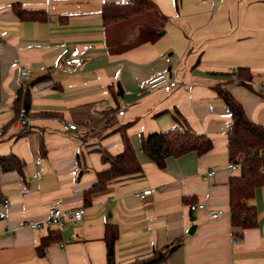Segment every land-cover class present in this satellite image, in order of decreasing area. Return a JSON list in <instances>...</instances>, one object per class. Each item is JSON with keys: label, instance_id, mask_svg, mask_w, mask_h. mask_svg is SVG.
<instances>
[{"label": "crops", "instance_id": "1", "mask_svg": "<svg viewBox=\"0 0 264 264\" xmlns=\"http://www.w3.org/2000/svg\"><path fill=\"white\" fill-rule=\"evenodd\" d=\"M124 1L0 0V156L24 164L22 172L0 174V264H108V224L118 229L116 264L155 252L166 255L154 264H264V186L252 200L258 225L240 239L233 234L229 181L240 170L231 169V116L216 92L226 88L264 128V0H151L156 12L149 21L106 26L103 5ZM16 8L44 14L23 20ZM146 22L164 30L154 42ZM74 50H84L80 68L64 64ZM240 68L250 71L248 84L238 81ZM166 71L179 83L170 93L142 88ZM22 86L30 90L28 124L17 132ZM175 110L213 147L170 157L161 169L142 153L141 137L181 128ZM111 112L112 123L102 124ZM65 122L78 130L64 131ZM122 125L143 173L111 181L86 203L85 191L109 166L101 151L123 150ZM146 190L152 193L136 197ZM57 202L65 212L84 207L83 219L62 228L29 226L48 221ZM201 203L222 214L190 209ZM56 230L57 240L39 255L42 238Z\"/></svg>", "mask_w": 264, "mask_h": 264}, {"label": "trees", "instance_id": "2", "mask_svg": "<svg viewBox=\"0 0 264 264\" xmlns=\"http://www.w3.org/2000/svg\"><path fill=\"white\" fill-rule=\"evenodd\" d=\"M16 12L23 20H32L35 19L36 14H44L21 8H16ZM151 12H156V6L151 0L111 2L103 5L102 18L104 24L109 26L133 17H144L143 19L149 21V17L152 16ZM145 26L148 38L153 42L164 32L162 26L154 27L148 22ZM235 75L242 84H248L252 78L250 71L246 68L238 69ZM216 92L227 105L231 116L228 131L230 163L240 166V174L232 176L229 181L231 225L234 236L236 239H240L245 230L258 225L257 208L252 200L256 189L264 186V128L247 117L242 105L226 88L216 87ZM29 98V86H22L16 97V102L20 105L19 109L24 107L27 110ZM113 115V112L110 115L109 113L105 115L107 124L112 123ZM173 117L181 128H173L164 132L154 131L141 137L142 153L161 169L165 168L167 159L170 157L179 158L192 152L204 155L213 147L212 140L204 134L193 131L177 110L173 112ZM125 127L126 125H122L119 128L122 134V152L113 156L105 150L101 151L102 161L109 166L98 173L96 182L85 191L86 203L90 202V197L94 193L103 191L113 180L142 175V164ZM23 167V162L15 155L0 156V174L12 170L22 172ZM57 233L58 230L51 231L42 238L38 247L39 255H45L47 247L57 240ZM117 238V227L108 224L105 232L109 250L108 264H116L113 252ZM165 255L163 252H155L149 258L138 259L129 264H154L163 259Z\"/></svg>", "mask_w": 264, "mask_h": 264}, {"label": "built area", "instance_id": "3", "mask_svg": "<svg viewBox=\"0 0 264 264\" xmlns=\"http://www.w3.org/2000/svg\"><path fill=\"white\" fill-rule=\"evenodd\" d=\"M86 49H88V48H86ZM83 52H84V50L83 51H80V50L72 51L70 53L69 57H67L65 59L64 64L67 67H76V68L82 67V65L84 63ZM21 76L27 77L28 72H26V71L21 72ZM141 86L144 90L163 89L166 93H170L174 88L179 86V83H178V81L175 80L172 71H166V72L159 73V74L151 77L150 79L144 81ZM118 105H119V110H118L117 114L119 116H122L125 113L126 104H125L123 99H119ZM106 121L107 120L104 119L102 121V124H105ZM27 124H28L27 110L24 107H22L19 109L18 116H17L16 122L14 124L15 130L17 132H21V131H23V129L25 128V126ZM78 128L79 127L74 123H70V122L62 123V129L64 131L78 130ZM239 168H240L239 165H231L232 170H237ZM213 174H214V171H210L207 175L212 176ZM40 177H41V174L39 172H36V174L33 176V178L36 180H39ZM151 193H152V190H146V191H143L141 193H136V197L138 199H144L147 195H150ZM5 207L7 208L8 204H5ZM190 209L191 210L206 209L208 211V214L212 218H217L222 214V211L208 209L202 203L198 204V205H191ZM84 214H85V208L84 207H80V208L75 209L73 211L65 212L62 209L61 204L59 202H57L53 206L52 214H51V217L48 221H46L42 224L31 223L29 226L31 228L38 229V228H41L44 226L48 227L50 224H56L57 226L62 228L66 221H69L71 223H76L78 221H81L84 217Z\"/></svg>", "mask_w": 264, "mask_h": 264}, {"label": "water", "instance_id": "4", "mask_svg": "<svg viewBox=\"0 0 264 264\" xmlns=\"http://www.w3.org/2000/svg\"><path fill=\"white\" fill-rule=\"evenodd\" d=\"M196 228V226L194 225V226H192L191 227V230H190V232L189 233H192L193 231H194V229Z\"/></svg>", "mask_w": 264, "mask_h": 264}]
</instances>
